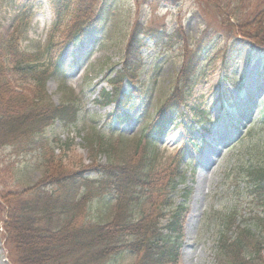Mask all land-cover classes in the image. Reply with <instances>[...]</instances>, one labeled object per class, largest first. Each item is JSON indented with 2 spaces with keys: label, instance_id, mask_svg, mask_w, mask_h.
<instances>
[{
  "label": "rangeland",
  "instance_id": "rangeland-1",
  "mask_svg": "<svg viewBox=\"0 0 264 264\" xmlns=\"http://www.w3.org/2000/svg\"><path fill=\"white\" fill-rule=\"evenodd\" d=\"M259 1L223 0L214 3L212 0H180L169 7L162 5L153 9L149 4H143L142 1L138 3L137 0L111 3L106 7L105 0H98L97 8L105 7L110 13L108 29L104 33L88 35L76 46L68 48L61 62L69 74L64 82L50 80L44 90L42 106L45 109L49 104L54 107L71 104L79 108L76 123L69 126L58 123L44 135L43 140L54 148V159L63 166L60 171H78L88 164H114L121 167L137 164L148 150L155 158V171L164 179L167 167L187 160L186 156L179 159L190 150H183L189 144L185 126L189 127L197 119L198 111L209 112L214 128L211 135L199 141L195 157L191 165L187 166L186 180L178 187L179 194L176 196L178 204L182 202L181 195L191 190L180 264H214L218 215L230 209L232 204L237 202L240 207L239 220L251 217L253 207L247 205L246 198H241L240 193L231 195L234 190L232 181H225V176L230 174L238 160H247L249 154L257 152L253 140L259 143L260 148L264 143V133L258 130L262 122L258 119L264 120V73L260 72L263 58L251 43L239 41L235 45L230 37L226 44L227 30L222 32V28L237 26L238 23H245L248 28H252ZM226 2L233 12H237L239 20L227 15ZM52 7V0H0V35L6 38L15 34L19 38V51L26 56L32 55V60L38 59L39 64L45 63L46 66L57 60L61 43L73 26V20L66 17L56 21ZM108 9H112L111 12ZM258 10L260 12L261 9ZM136 20L146 23L147 28L165 27L170 33L182 28L186 42L165 52L155 49L153 45L143 51V61L134 79L139 84L135 90L140 93L134 98L135 107L129 110L131 120L123 124L115 122L110 126L106 123V115L114 110V106H104V99L99 96L102 88L111 91L110 85L102 81L105 77L101 69L111 67L113 76L122 70L127 42L125 36L128 34V28H122L125 23L132 24ZM260 25L264 30V23ZM208 28L209 31L223 34L224 42H216L214 38L211 49L206 51L203 58V76L182 108L183 111L180 110L182 118L177 125L171 126L155 150L150 149L142 137V131L169 99L183 56L194 48ZM221 50L227 54H221ZM232 53L236 57L231 64L228 55ZM72 55H75L74 60L71 59ZM251 58L255 60L251 61ZM126 85L124 90L129 83L126 82ZM241 112L244 113V121L237 118ZM229 118L234 121L231 122ZM239 121L242 128L237 127ZM235 128L239 139L242 138L239 143L230 135ZM194 136L200 139L201 133L196 132ZM224 138H229L228 142L223 141ZM33 139L30 131L15 139L7 135L3 128L0 129V264H19V257L13 244L8 241L5 228L10 197H13L14 191L35 184V192L47 190L43 182H46L49 169L54 168L44 163L39 151L24 155L16 150L18 145L20 149L29 147L31 151L28 152H32L35 146H27L26 141L31 142ZM248 151L249 154L243 156ZM207 159L209 164L202 169ZM242 186L239 188L242 189ZM87 194L90 198L84 205L86 220L101 223L111 220L114 216V195L107 191L99 196L95 188L92 194ZM27 195L23 194V197ZM38 215L39 210L36 209L35 217ZM56 222L59 224L60 220L56 218ZM165 222L163 219L162 225ZM253 229L256 231V228ZM123 258L121 264H133L135 261L130 254H124Z\"/></svg>",
  "mask_w": 264,
  "mask_h": 264
},
{
  "label": "trees",
  "instance_id": "trees-1",
  "mask_svg": "<svg viewBox=\"0 0 264 264\" xmlns=\"http://www.w3.org/2000/svg\"><path fill=\"white\" fill-rule=\"evenodd\" d=\"M125 1L105 0L104 6ZM137 1L158 8L180 0ZM212 1L217 3L223 0ZM258 3L252 28L238 22L237 26L221 28L222 32L227 30L226 44L230 37L235 41L234 44L239 41L251 43L260 47V56L264 60V30L261 25L258 26L264 23V0ZM52 6L57 21L65 17L73 20L71 31L63 40L60 59L52 67L33 64L30 56L19 51V38L15 34L6 38L0 35V129L3 128L7 135L15 139L22 133L32 132L34 139L26 141L27 146H35L32 152H28L31 151L29 147L21 148L22 151L18 145L16 150L24 155L39 151L44 163L54 167L49 169L46 182H43L47 190L35 192L37 185H34L14 191L15 194L9 199L5 228L8 241L13 244L19 257V264H121L124 254L135 258L133 264H179L191 190L181 195L182 202L178 204L176 195L179 194L178 187L186 180V168L180 163L171 165L165 170L167 173L164 171V179L160 178L158 175L161 174L154 168L155 158L147 150L137 164L123 167L92 164L78 171H60L63 166L54 159V148L43 140L48 129L58 123L72 125L79 116V108L75 105L54 107L49 104L46 109L42 106L46 83L51 79L64 81L68 74L60 56L86 36L104 33L109 27L107 23L110 16L105 7L97 8L98 0H52ZM258 9H261L260 12ZM227 15L239 20V15L229 8V4ZM125 27L128 28V34L125 36L127 44L122 70L113 76L111 67L101 69L113 87L112 96L105 92L102 95L104 105L115 103V113L109 116L108 121L114 119L120 124L131 120V117L126 116L128 113L122 117L120 114L123 109L132 110L135 107L134 98L140 93L133 87L139 85L134 79L141 64V52L149 44L168 51L186 42L182 28L169 33L165 27L164 30L147 29L138 21L132 25L125 23L122 29ZM209 29L203 32L194 48L183 56L169 99L143 129L142 137L148 148L155 150L170 126L180 118V108L203 76V58L206 51L211 49L214 38L216 42H224L223 34ZM221 53L224 54V50ZM262 67L264 69V62ZM125 82L129 83L126 94L122 91ZM198 115L199 120L194 121L188 129L193 130L194 124H197L201 125L203 132L212 131L209 113L199 112ZM229 120L234 121L231 118ZM261 121L258 130L264 133V120ZM239 125L238 128L241 127ZM232 136V139H236L238 133ZM253 141L257 152L243 153V156L249 154V158L238 160L230 174L225 176V181H232L234 190L231 195L240 193L241 198H246L247 205L253 207L251 217L247 220L238 219L240 207L237 200L230 209L218 215L214 264H264V143L260 148L259 143ZM196 143L193 141L190 146L195 147ZM189 157L192 159L191 155ZM88 174H96L99 180L87 177ZM94 185L98 195L107 191L115 194L114 217L108 222L86 220L84 205L89 201L87 193L92 194L94 188L91 187ZM241 185L242 189L239 188ZM23 194L28 195L23 197ZM36 209L39 210L37 217ZM56 218L60 220L59 224ZM166 218L167 222L162 226L161 221Z\"/></svg>",
  "mask_w": 264,
  "mask_h": 264
},
{
  "label": "bare ground",
  "instance_id": "bare-ground-1",
  "mask_svg": "<svg viewBox=\"0 0 264 264\" xmlns=\"http://www.w3.org/2000/svg\"><path fill=\"white\" fill-rule=\"evenodd\" d=\"M208 164H209V161H208V159H207L206 161H204V166H203L202 169L206 168V166H208Z\"/></svg>",
  "mask_w": 264,
  "mask_h": 264
}]
</instances>
